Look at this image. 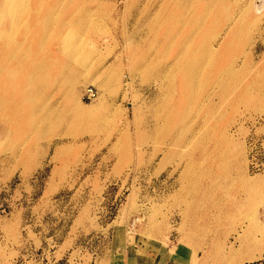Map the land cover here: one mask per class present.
I'll return each instance as SVG.
<instances>
[{
	"label": "rangeland",
	"instance_id": "rangeland-1",
	"mask_svg": "<svg viewBox=\"0 0 264 264\" xmlns=\"http://www.w3.org/2000/svg\"><path fill=\"white\" fill-rule=\"evenodd\" d=\"M261 3L0 0V264H264Z\"/></svg>",
	"mask_w": 264,
	"mask_h": 264
},
{
	"label": "built area",
	"instance_id": "built-area-1",
	"mask_svg": "<svg viewBox=\"0 0 264 264\" xmlns=\"http://www.w3.org/2000/svg\"><path fill=\"white\" fill-rule=\"evenodd\" d=\"M96 97V92L95 90L89 86V87H86L83 92H82V96L81 98L85 101H92L94 100Z\"/></svg>",
	"mask_w": 264,
	"mask_h": 264
},
{
	"label": "bare ground",
	"instance_id": "bare-ground-1",
	"mask_svg": "<svg viewBox=\"0 0 264 264\" xmlns=\"http://www.w3.org/2000/svg\"><path fill=\"white\" fill-rule=\"evenodd\" d=\"M244 3V2H243ZM263 3H261L260 5H255V4H253L254 5V10H258V12H259V9H260V7H264V6H261ZM246 6V5H245ZM239 7V6H238ZM243 8V7H242ZM262 9V8H261ZM261 9H260V11H261ZM237 10V9H236ZM255 12H257V11H255ZM258 12H257V14H258ZM233 16H235V15H233ZM236 19V18H235ZM232 20V19H231ZM234 21V20H233ZM229 27H230V25H229ZM224 36V35H223ZM221 40H222V38H221ZM218 41V40H217ZM219 42V41H218ZM218 44V43H217ZM214 45V44H213ZM216 45V44H215ZM179 46H181V47H183V45H179ZM217 46V45H216ZM214 48V47H213ZM215 49V48H214ZM212 52V51H211ZM206 58L207 59V55H204V56H202V57H199V58H196L195 60H194V62H196V63H200L201 61H202V59L203 58ZM173 62V61H172ZM227 72V71H226ZM194 75V74H193ZM72 77V76H71ZM220 78V77H219ZM95 79V78H94ZM102 79V78H101ZM96 80V79H95ZM99 81V80H98ZM74 82V81H73ZM75 84V83H74ZM78 84V83H77ZM196 84V83H195ZM102 86H103V84H102ZM107 89V88H106ZM233 180V179H232ZM242 181L243 182H245V181H247V180H243L242 179Z\"/></svg>",
	"mask_w": 264,
	"mask_h": 264
}]
</instances>
